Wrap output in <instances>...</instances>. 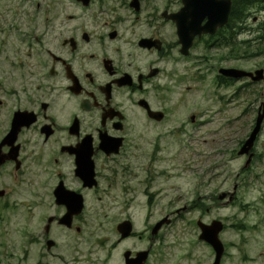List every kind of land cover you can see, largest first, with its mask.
I'll list each match as a JSON object with an SVG mask.
<instances>
[{
	"label": "flooded vegetation",
	"instance_id": "1",
	"mask_svg": "<svg viewBox=\"0 0 264 264\" xmlns=\"http://www.w3.org/2000/svg\"><path fill=\"white\" fill-rule=\"evenodd\" d=\"M137 1L139 12L128 6L140 13L144 0ZM231 2L228 23L214 35L196 36L189 56L181 54L179 25L170 17L184 0H166L160 17H22L21 25L0 31V211L24 189L34 196L43 191L55 213L36 241L48 257L63 264H188L172 255L164 232L176 224L175 213L207 206L198 199L164 217L162 207L148 205L149 185L164 175L155 161L162 160L138 158L137 150L141 142L154 145L165 133L187 129L163 124L178 109L188 72L192 78L203 66L181 72L175 55L237 51L246 44L240 36L254 32L252 7L235 17ZM260 30L258 45L264 23ZM190 121L195 128L197 116ZM142 160L146 167H135ZM153 209L159 215L148 217ZM100 214L104 219L96 222Z\"/></svg>",
	"mask_w": 264,
	"mask_h": 264
},
{
	"label": "rangeland",
	"instance_id": "2",
	"mask_svg": "<svg viewBox=\"0 0 264 264\" xmlns=\"http://www.w3.org/2000/svg\"><path fill=\"white\" fill-rule=\"evenodd\" d=\"M130 3L131 0H104L83 7L77 0H63L62 11L61 0H0V31L21 25L22 17H160L166 0H144L140 13L131 9ZM261 8L252 7L249 24L254 32L240 36L238 42L246 41V44L240 45L237 51L205 53L196 50L192 59L175 55V60L180 59V67L183 66L181 72L193 64L203 66L202 69L195 67L192 78L188 72V80L179 87L178 109L171 112L169 121L163 124L164 127L176 125L177 121L180 127L187 129L181 128L176 135L165 133L154 145L141 142L137 150L138 158L153 156L162 160L155 161L156 170L164 175L149 185L148 194L154 196L148 197V205L162 207L164 217L169 215L170 208L190 207L198 199L207 206L204 211L175 213L176 224L164 232L168 243L174 245L172 255L188 264H207L215 259L213 248L199 241L198 220L207 224L213 220L224 223L220 238L226 253L222 264H264V126L249 168L244 169L247 157L238 155L264 101V81L217 80L219 70L224 68L247 72L264 69V42L258 45L254 40L262 34L264 10ZM254 17L257 23H253ZM202 58L204 62L199 63ZM202 70L204 76L200 75ZM193 114L198 121L195 128L190 121ZM139 162L141 165L135 167H146L147 160ZM235 186L238 188L235 203H215V197L233 192ZM35 187L38 191V182ZM31 190L27 188L16 194L9 200L10 208L0 211V264H63L48 257L42 241H36L44 232L47 217L55 210L43 191L34 196ZM152 211L148 217L159 215L155 214L157 209ZM103 217L100 214L95 221L101 222ZM105 235L103 232L98 237Z\"/></svg>",
	"mask_w": 264,
	"mask_h": 264
},
{
	"label": "water",
	"instance_id": "3",
	"mask_svg": "<svg viewBox=\"0 0 264 264\" xmlns=\"http://www.w3.org/2000/svg\"><path fill=\"white\" fill-rule=\"evenodd\" d=\"M79 2H81L85 7H89L91 4V0H79ZM231 5V0H184V8L182 11L178 14L170 16L171 19L179 25L178 36L180 44L182 45L181 54L183 56H189V50L192 47L196 36H201L203 34L214 35L218 28H223L228 23ZM131 7L137 12L140 11L139 2L137 0L131 3ZM204 22L207 23L203 26ZM220 74L236 80L251 78L254 82L264 81V70L249 73L238 69H221ZM194 118L195 117H192L193 120ZM161 119L162 116L159 120ZM263 123L264 102L259 107L255 126L250 136L244 142L241 150L239 151L240 156H248L245 169L251 165L255 156L253 149L259 134L262 131ZM237 189V186H235L233 193H222L219 196V201L223 202L229 197V201L226 205L230 204V202L234 201ZM168 223L169 220L165 219L157 226V229ZM199 226L202 231L200 239L211 245L216 253V260L214 264H221V260L225 252L224 245L220 240V234L224 230L223 223L221 221H214L212 225L200 223ZM51 248L52 245H49V249Z\"/></svg>",
	"mask_w": 264,
	"mask_h": 264
},
{
	"label": "trees",
	"instance_id": "4",
	"mask_svg": "<svg viewBox=\"0 0 264 264\" xmlns=\"http://www.w3.org/2000/svg\"><path fill=\"white\" fill-rule=\"evenodd\" d=\"M256 5L264 7V0H234L232 16H241Z\"/></svg>",
	"mask_w": 264,
	"mask_h": 264
}]
</instances>
